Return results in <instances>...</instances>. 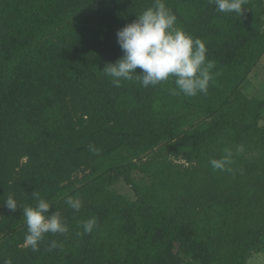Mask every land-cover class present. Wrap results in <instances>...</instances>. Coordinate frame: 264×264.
Instances as JSON below:
<instances>
[{"label": "trees", "instance_id": "16d2710c", "mask_svg": "<svg viewBox=\"0 0 264 264\" xmlns=\"http://www.w3.org/2000/svg\"><path fill=\"white\" fill-rule=\"evenodd\" d=\"M152 2L0 0V264H246L264 252V87L249 90L264 58V0L241 14L165 0L215 64L196 96L171 95L173 82L115 87L101 72L123 56L118 30ZM226 149L230 170H213ZM33 192L68 226L38 251L23 217Z\"/></svg>", "mask_w": 264, "mask_h": 264}, {"label": "clouds", "instance_id": "9594fccd", "mask_svg": "<svg viewBox=\"0 0 264 264\" xmlns=\"http://www.w3.org/2000/svg\"><path fill=\"white\" fill-rule=\"evenodd\" d=\"M210 2L215 4L219 12L241 14L247 0ZM136 17L117 32V42L123 56L115 63L109 62L101 71L111 78L113 86L120 87L122 81L133 80L145 88L173 82L175 87L169 88L171 95L207 94L215 64L207 59L205 43L177 25V16L165 0H153L152 5ZM138 68L142 70L140 73L137 72ZM89 150L94 154L99 152L94 145H89ZM242 150L243 146L237 149ZM225 153L220 159L210 160L213 170H230L233 152L226 149ZM32 195L37 203L34 207L25 206L23 217L27 224L26 242L33 251H38L39 243L46 233L64 234L68 232V226L59 211H52L51 204L40 198L38 192ZM66 203L77 212L82 206L79 198L71 196L67 197ZM5 204L13 212L17 210V201L12 195L7 197ZM96 224L95 217L82 222L83 232L91 234ZM57 246L53 241L49 250ZM3 264H12V261L8 259Z\"/></svg>", "mask_w": 264, "mask_h": 264}, {"label": "rangeland", "instance_id": "374dc122", "mask_svg": "<svg viewBox=\"0 0 264 264\" xmlns=\"http://www.w3.org/2000/svg\"><path fill=\"white\" fill-rule=\"evenodd\" d=\"M257 69L261 71V75L259 78H255V77H253V79L251 78V82L253 81V83L255 84L251 88H249L251 94L260 93L258 87L259 86L264 87V58L261 61L260 67H258ZM261 123H264V120H262ZM116 188L122 193H125L128 195L131 194L129 186L123 182L117 183ZM246 264H264V252L251 254Z\"/></svg>", "mask_w": 264, "mask_h": 264}]
</instances>
